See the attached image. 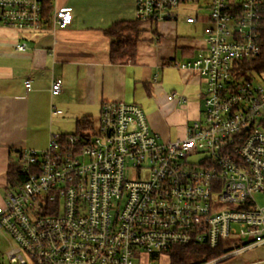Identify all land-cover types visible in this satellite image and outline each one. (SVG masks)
<instances>
[{"label":"built area","instance_id":"obj_1","mask_svg":"<svg viewBox=\"0 0 264 264\" xmlns=\"http://www.w3.org/2000/svg\"><path fill=\"white\" fill-rule=\"evenodd\" d=\"M50 1L0 0V26H68L71 7L49 13ZM180 17L203 23L197 54L171 62L204 80L184 137L160 140L137 103L112 100L93 131L21 150V181L0 204L10 263L136 264L143 253L226 243L225 259L264 247V200L255 196H264V74L236 75L260 52L264 0H135V19L150 26ZM50 89L59 93L61 80Z\"/></svg>","mask_w":264,"mask_h":264},{"label":"crops","instance_id":"obj_2","mask_svg":"<svg viewBox=\"0 0 264 264\" xmlns=\"http://www.w3.org/2000/svg\"><path fill=\"white\" fill-rule=\"evenodd\" d=\"M50 3L49 13L54 7H71L72 21L68 26L48 24L38 32L0 26L2 188L6 184L8 157L14 151L43 150L52 134H74L77 120L85 117L92 122L88 131H93L105 101L135 102L141 108H148L155 102L154 88L175 72L181 73L184 83L199 86L196 95L201 100L187 102L185 96L176 92L168 100L167 94V110L175 112H170L167 118L161 117L162 126L160 120L153 119L149 124L151 130L162 141L182 138L186 126L199 115L202 107V78L192 70L171 65L173 59L195 56L202 44V40L177 34L178 22L196 32L197 24L203 26L201 21L187 24L180 17L177 21H162L153 26L140 24L136 40L134 34L130 39L124 38L119 50L114 46L116 36L112 28L135 22V0H51ZM188 10L184 13L191 14L186 13ZM122 34L126 37L125 31ZM20 44H24V49L17 48ZM57 78L61 80V89L52 94L51 84ZM26 81L30 84L28 87ZM167 125L171 132L166 129ZM240 255L250 263L264 262V247H255L237 256ZM242 261L237 264H245Z\"/></svg>","mask_w":264,"mask_h":264},{"label":"rangeland","instance_id":"obj_3","mask_svg":"<svg viewBox=\"0 0 264 264\" xmlns=\"http://www.w3.org/2000/svg\"><path fill=\"white\" fill-rule=\"evenodd\" d=\"M191 8L186 13H195L194 10V4L190 5ZM188 9V8H187ZM193 9V10H192ZM199 15L204 16L207 14V10L205 8H200L198 9ZM193 28L188 25H183L181 21L178 22L177 26V34L183 36L186 39H192L194 38L195 41H200L203 39V32H202V24H197V31L194 32L192 30ZM196 55V54H195ZM176 57H178V54H176ZM179 59V58H177ZM180 60V59H179ZM181 73L180 72H175L170 78H164L162 82L156 86L153 90V97H154V104L150 107H143L144 113L146 115L148 124H151L152 120L154 119L155 121H158L162 118H167L166 115H169L170 112H175L174 110L170 111L167 110L168 102L166 101V96L167 94H170L172 92H176L178 95L185 96L187 99V102H199L201 99L200 97L196 95L199 92V86L193 83H184L181 79ZM202 81H204L202 79ZM204 85V84H203ZM182 99V98H180ZM143 106V104H141ZM178 108V106H177ZM165 109V111H164ZM176 109V108H175ZM158 111V114L157 112ZM167 111V113H165ZM161 121V120H160ZM167 121V120H166ZM161 126L163 121H161ZM153 124V123H152ZM97 126V125H96ZM151 127V126H150ZM152 128V127H151ZM168 128V129H167ZM166 129L168 132H171L169 129V126L167 125ZM164 130V128H163ZM7 189L2 188L0 186V204L2 205L4 203V199L6 196ZM258 202L260 204L263 203L264 196L258 194L255 195ZM14 246V243L10 239V237L0 230V264H18V263H10L8 257H7V252L11 249V247ZM177 248V246H174V250ZM144 260L143 262H139L136 260V264H147V260L150 261L151 264H170L169 263V256L170 252H162V253H154V254H142ZM221 256V255H219ZM215 257L213 259H210L208 261L215 260V263L213 264H237L238 262L242 261L241 255L240 256H232L230 258H219ZM194 256L188 257L187 260L183 262V264H192L193 261L195 260ZM206 262V261H205ZM245 262V264H255V263H250L247 260H243L242 263ZM257 264H264V262H260Z\"/></svg>","mask_w":264,"mask_h":264},{"label":"trees","instance_id":"obj_4","mask_svg":"<svg viewBox=\"0 0 264 264\" xmlns=\"http://www.w3.org/2000/svg\"><path fill=\"white\" fill-rule=\"evenodd\" d=\"M140 24H145L144 22L135 19L132 24H117L112 28L114 35L116 36L114 46H117L120 50L121 41L124 38H129L134 34V40H136L137 28ZM147 24V23H146ZM130 31H126L129 30ZM126 32V37L122 32ZM261 33V44L260 52L256 57L250 59H243L238 63L237 69L239 72L236 74L237 77L245 76L247 80L254 79L256 76H262L264 74V26L260 30ZM92 128V122L89 118H82L76 122V130L74 134H82ZM65 136H61L64 139ZM21 150H16L13 155L8 157L7 169L5 173V188L11 189L21 181L22 175L20 172V166L17 161V157ZM228 247L225 244H219L216 247H208L204 244H191L187 246H177L169 250V263L170 264H183L185 260L190 256H194L195 260L192 264H200L210 259H213L219 255L224 254L228 251Z\"/></svg>","mask_w":264,"mask_h":264}]
</instances>
